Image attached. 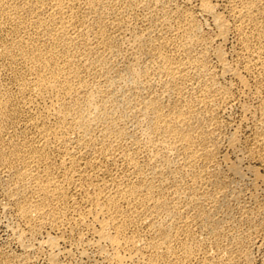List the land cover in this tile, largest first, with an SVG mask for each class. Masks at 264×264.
Segmentation results:
<instances>
[{"label":"bare ground","instance_id":"obj_1","mask_svg":"<svg viewBox=\"0 0 264 264\" xmlns=\"http://www.w3.org/2000/svg\"><path fill=\"white\" fill-rule=\"evenodd\" d=\"M0 25L16 87L0 78V178L22 247L50 264H72L65 241L95 264H256L264 174L250 166L253 201L236 179L248 157L264 166V0H0ZM230 76L256 101L246 140L222 131Z\"/></svg>","mask_w":264,"mask_h":264},{"label":"rangeland","instance_id":"obj_2","mask_svg":"<svg viewBox=\"0 0 264 264\" xmlns=\"http://www.w3.org/2000/svg\"><path fill=\"white\" fill-rule=\"evenodd\" d=\"M198 17H199V20L201 22L203 21V23H201V22L200 23H201V25L203 24V28H204L205 33H208L209 36H212V35L214 36V34H216L217 28H216L215 24H212V21L209 18V16L208 15H205V14H199ZM6 27L7 26L0 25V32H1L0 33V38H1L0 39V45H1V42L4 39H6L7 36H9V33H10V30H8V27L7 28ZM236 45H237V40L235 39V35L234 34H231L229 36V41L225 45V49H226L227 55L229 56V59H233V60L236 59L235 58L236 55L234 53V47H236ZM1 47L2 46H0V48ZM1 58H2V56L0 57V61H1L0 62V78L2 80V83H4V86L5 87H7V88H9L11 90L12 89L15 90L16 87L14 85V79L12 77L13 76V72L11 70H9V68L6 66V62L4 61V58L3 59H1ZM247 76L250 79L253 78V76H251V74H247ZM222 81L223 82H226V83L227 82L228 83L229 82H232L233 85L235 86L234 87V91L236 92V96L238 95L237 96L238 100H236V102H234L236 104L232 103L225 110H223V112H221V114H220V117L219 118H221V120L223 121L222 123H223V126H224V127H222V131L224 133H226L227 135H229L230 133H232L233 130H236V128L238 127V128H240L239 129L240 130L239 132L242 134L243 140H246V139H248V134L250 133L251 129L254 126V122H253V120H254L253 115L254 114H251V113H248V112L246 114L243 111L242 104L244 102L245 103L252 102L253 104H255L256 101H254L255 99L253 98V96H249L250 94L249 93H246L247 91L245 92L246 96H244L245 94L242 92L243 86H241V85L239 86V83L236 82L233 77H231V76H230V78L227 77V78L223 79ZM237 93H240V94L242 93V95L237 94ZM239 96H241V97H239ZM246 118H247V120H246ZM242 121L245 122V123H243ZM249 136H250V134H249ZM226 152H228L230 154L229 157L231 158L230 159L231 161L237 160L238 157H239V155H240V153L237 152L234 149H231V150L230 149H226ZM246 159L247 160H243V162L241 163L242 164V167H243V170H244V172H243L244 174L242 175L243 177L241 176V178H237L236 181L239 180L237 182L239 183V186L241 185V189H243L242 190V192H243L242 195L244 196V200L245 201H253V199L250 198V197H251V193L255 190V189H253L254 186L252 184V182L254 180L253 179L254 178V175H253V173H252V171L250 169H251L252 166H255L256 165V166H258V168L261 167L259 169H260L261 173L264 174V166H261V163H259L255 159H252V158H249V157L246 158ZM3 174H4V178H6L5 177L6 176V172L3 173ZM0 176H1V174H0ZM249 176L250 177L252 176V177L250 178ZM3 182L4 181H2L1 178H0V258L3 260L4 257H5V259L7 261H9L8 264H17V255L20 254V253H23V252H25L26 254H27V252H29L28 253V255H29V257H28L29 262L27 260L25 264H50L48 262L47 258H45L47 256V252H46L45 249H44L45 253H44V251L41 252L40 251L41 249L40 250L39 249L38 250L37 249L35 250L34 248L32 249L30 247H29V249H26V248L22 247L21 243L18 241V238H17L18 234L15 233V229L18 228V227H20L19 229H24V230L27 231L26 224L23 221L19 220L17 217H15V214L13 213V209H11L10 204L8 205V197H7V194H6V191H5V186H4V183L5 182L4 183ZM250 191H251V193H250ZM256 195H258V199L264 205V180L259 183L258 188L256 189ZM4 205L6 206V208H5ZM263 217H264V214L262 215L263 226H264V218ZM52 232H54V230H52ZM54 233L57 234L58 232L55 231ZM27 235H29V233ZM43 235L44 236L46 235L45 232L40 234V236H39L40 239L39 240H42L44 238ZM90 236H91V234L89 235V237ZM263 237H264V235H263ZM7 241H9V242H7ZM18 242H19V244H18ZM65 243L63 242L62 245L63 246L65 245L64 247H67V248H69V249H71L73 251V256L72 257H69L67 259H66V257L63 258V260H65L67 262H72V264H86V263L87 264H95L96 261H98L100 259V258H98V257H100V255L96 251L92 250V248H88V252L84 254V253L81 252V250H83V247H81L82 249L80 248V246H79V248H77V246L71 245V242H68V241H65ZM1 246H2V248H1ZM262 250L263 249L260 250V248H258V247H255L254 250H253V256L255 257L256 264H260L262 262L263 258H264L263 257L264 254H263ZM38 251L41 252L42 254L41 253H38ZM82 254H83V256H82ZM44 255H45V257H44ZM80 255H81V257H80ZM1 256H3V257H1ZM7 258L8 259L11 258L13 260H8ZM34 258H35V260H34ZM5 259L3 260L4 262L1 263V264H6L7 261ZM76 261H77V263H76Z\"/></svg>","mask_w":264,"mask_h":264}]
</instances>
